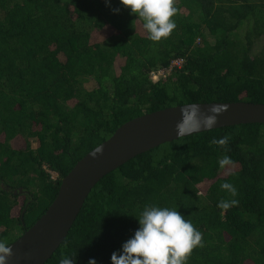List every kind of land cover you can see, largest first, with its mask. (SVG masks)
Returning <instances> with one entry per match:
<instances>
[{
	"label": "trees",
	"instance_id": "1",
	"mask_svg": "<svg viewBox=\"0 0 264 264\" xmlns=\"http://www.w3.org/2000/svg\"><path fill=\"white\" fill-rule=\"evenodd\" d=\"M174 6L175 29L153 42L120 0H0V241L29 229L127 121L188 103H264V0ZM176 58L181 67L153 80ZM149 205L202 234L186 264H264V123L180 137L109 172L44 264H112Z\"/></svg>",
	"mask_w": 264,
	"mask_h": 264
},
{
	"label": "water",
	"instance_id": "2",
	"mask_svg": "<svg viewBox=\"0 0 264 264\" xmlns=\"http://www.w3.org/2000/svg\"><path fill=\"white\" fill-rule=\"evenodd\" d=\"M247 123H264V103H188L127 121L82 157L62 179L47 211L8 245L13 253L8 264H44L67 237L93 187L136 155L180 137Z\"/></svg>",
	"mask_w": 264,
	"mask_h": 264
},
{
	"label": "clouds",
	"instance_id": "3",
	"mask_svg": "<svg viewBox=\"0 0 264 264\" xmlns=\"http://www.w3.org/2000/svg\"><path fill=\"white\" fill-rule=\"evenodd\" d=\"M120 3L142 21L143 28L153 42L169 37L176 27L172 19L177 12L174 0H120ZM113 11L118 13L119 9ZM220 143L224 141L221 140ZM56 176L57 174L53 178ZM221 187L229 189L235 195V189L231 185L223 184ZM220 206L227 208L229 204L222 202ZM138 221L140 227L123 244L122 252L112 254V264H186L192 250L201 245L202 234L177 210L155 205L145 206ZM12 254L11 247L0 241V264H8ZM59 264H74V260L62 257ZM88 264H97V261L90 258Z\"/></svg>",
	"mask_w": 264,
	"mask_h": 264
},
{
	"label": "built area",
	"instance_id": "4",
	"mask_svg": "<svg viewBox=\"0 0 264 264\" xmlns=\"http://www.w3.org/2000/svg\"><path fill=\"white\" fill-rule=\"evenodd\" d=\"M183 64V59L182 58H178V59H174L170 66L166 69H162V70H159V71H153L151 74H152V77L154 79H157L159 78V76L161 75H165V74H168L174 67H179Z\"/></svg>",
	"mask_w": 264,
	"mask_h": 264
},
{
	"label": "rangeland",
	"instance_id": "5",
	"mask_svg": "<svg viewBox=\"0 0 264 264\" xmlns=\"http://www.w3.org/2000/svg\"><path fill=\"white\" fill-rule=\"evenodd\" d=\"M259 44H261V43H259ZM255 49H254V51L256 50V47H254ZM258 48V47H257ZM18 143V145H21L22 144V142H20V140L17 142ZM55 176V174L52 176V177H54ZM19 200H20V202H21V204L23 203V201H24V196L22 195V196H20L19 197ZM19 209L20 208H18V211H19Z\"/></svg>",
	"mask_w": 264,
	"mask_h": 264
}]
</instances>
